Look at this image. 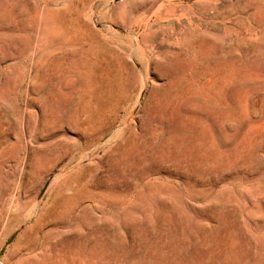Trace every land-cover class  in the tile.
Masks as SVG:
<instances>
[{
  "label": "rangeland",
  "instance_id": "374dc122",
  "mask_svg": "<svg viewBox=\"0 0 264 264\" xmlns=\"http://www.w3.org/2000/svg\"><path fill=\"white\" fill-rule=\"evenodd\" d=\"M0 264H264V0H0Z\"/></svg>",
  "mask_w": 264,
  "mask_h": 264
}]
</instances>
